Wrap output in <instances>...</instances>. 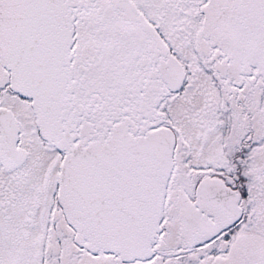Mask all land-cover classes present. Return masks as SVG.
Here are the masks:
<instances>
[{"label": "snow or ice", "instance_id": "1", "mask_svg": "<svg viewBox=\"0 0 264 264\" xmlns=\"http://www.w3.org/2000/svg\"><path fill=\"white\" fill-rule=\"evenodd\" d=\"M0 264H264V0H0Z\"/></svg>", "mask_w": 264, "mask_h": 264}]
</instances>
